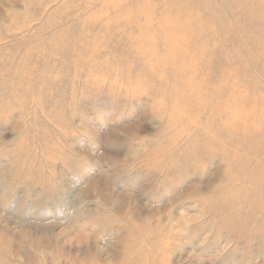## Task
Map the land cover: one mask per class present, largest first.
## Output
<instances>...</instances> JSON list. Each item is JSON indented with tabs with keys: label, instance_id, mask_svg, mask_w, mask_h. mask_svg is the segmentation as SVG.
Returning a JSON list of instances; mask_svg holds the SVG:
<instances>
[{
	"label": "rangeland",
	"instance_id": "1",
	"mask_svg": "<svg viewBox=\"0 0 264 264\" xmlns=\"http://www.w3.org/2000/svg\"><path fill=\"white\" fill-rule=\"evenodd\" d=\"M126 260L264 264V0H0V264Z\"/></svg>",
	"mask_w": 264,
	"mask_h": 264
},
{
	"label": "bare ground",
	"instance_id": "2",
	"mask_svg": "<svg viewBox=\"0 0 264 264\" xmlns=\"http://www.w3.org/2000/svg\"><path fill=\"white\" fill-rule=\"evenodd\" d=\"M133 15H136V13ZM152 17L153 15H152L151 9L149 8V10L146 13V17H145L147 19V22L148 20H151ZM191 20L192 21L194 20L193 16H190L187 14L183 15V14L176 13V12L165 13L164 15L160 17L158 28L159 27L161 28V31L163 33V39H164V42L168 46V54L170 55L171 59H174L178 55L180 56L182 54H187L188 52L187 45L192 41V38H193L192 30L190 28L191 26L190 23L192 22ZM150 34L151 32L148 33V41L150 39ZM198 50H199V47H198ZM196 65H199V53L190 59L188 68L190 70H193V67H195ZM205 81L206 79H202L200 81L197 80V82L191 81L189 87L199 86V84L200 86H205L206 85ZM216 83L219 84V88L222 87V85L225 84V78L223 79L219 77ZM217 89L218 88H215L216 96L218 95ZM135 263H136L135 260H126V264H135Z\"/></svg>",
	"mask_w": 264,
	"mask_h": 264
}]
</instances>
